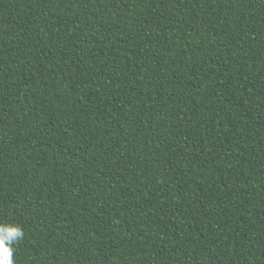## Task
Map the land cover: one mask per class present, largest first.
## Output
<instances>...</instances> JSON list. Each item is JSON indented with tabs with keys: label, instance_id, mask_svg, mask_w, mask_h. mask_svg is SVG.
Listing matches in <instances>:
<instances>
[{
	"label": "trees",
	"instance_id": "trees-1",
	"mask_svg": "<svg viewBox=\"0 0 264 264\" xmlns=\"http://www.w3.org/2000/svg\"><path fill=\"white\" fill-rule=\"evenodd\" d=\"M0 223L14 264H264V0H0Z\"/></svg>",
	"mask_w": 264,
	"mask_h": 264
},
{
	"label": "clouds",
	"instance_id": "clouds-1",
	"mask_svg": "<svg viewBox=\"0 0 264 264\" xmlns=\"http://www.w3.org/2000/svg\"><path fill=\"white\" fill-rule=\"evenodd\" d=\"M23 236V229L19 225L0 223V264H14V246Z\"/></svg>",
	"mask_w": 264,
	"mask_h": 264
}]
</instances>
